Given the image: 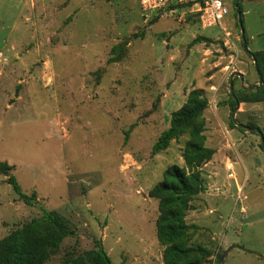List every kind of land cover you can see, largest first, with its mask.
Segmentation results:
<instances>
[{
    "label": "rangeland",
    "instance_id": "374dc122",
    "mask_svg": "<svg viewBox=\"0 0 264 264\" xmlns=\"http://www.w3.org/2000/svg\"><path fill=\"white\" fill-rule=\"evenodd\" d=\"M222 23L205 26L200 2L145 11L140 0H0V238L44 209L74 233L45 264H64L101 241L114 264H165L158 200L149 190L171 164L184 165L183 135L153 145L193 88L209 99L203 166L207 190L187 221L210 255L204 264H264V101L240 103L234 89L259 81L234 0ZM248 49L264 48V0H242ZM213 41L191 44L199 36ZM119 56L118 61H111ZM242 72L244 81L236 74ZM238 244L259 252L240 248ZM223 259V262H221Z\"/></svg>",
    "mask_w": 264,
    "mask_h": 264
},
{
    "label": "trees",
    "instance_id": "16d2710c",
    "mask_svg": "<svg viewBox=\"0 0 264 264\" xmlns=\"http://www.w3.org/2000/svg\"><path fill=\"white\" fill-rule=\"evenodd\" d=\"M239 5L243 18L242 0H239ZM212 41L207 36L199 35L191 44ZM246 41L248 46L247 38ZM246 50L251 56L252 54L255 56L263 83L260 84L258 81L253 88L242 85L234 89L237 100L232 93L230 95L233 110L242 102L264 101V48ZM118 57L115 56L111 61H118ZM208 106L209 99L203 90L193 88L188 93L186 101L172 112L169 127L162 131L153 145V152H160L167 149L172 141L180 139L183 135L188 136L182 151L184 165L177 163L169 165L164 170L162 179L149 190V195L158 200L156 228L158 239L164 246L165 264H204L210 255L205 247L193 243L192 236L198 226L187 221V213L193 208L192 202L207 190L203 166L216 153L215 148L207 144L205 133L204 113ZM232 123L235 124L233 118ZM249 126L258 127L254 122H250ZM11 169L9 163L0 161V172L8 174V181L14 190L24 201L31 203L35 194L28 195L22 191ZM74 231L72 221L64 214L57 210L44 209L40 216L32 218L0 238V264H45L59 252L62 241ZM64 264H114V262L104 244L97 240L96 246L92 249L79 254L67 253Z\"/></svg>",
    "mask_w": 264,
    "mask_h": 264
},
{
    "label": "built area",
    "instance_id": "2783aa9c",
    "mask_svg": "<svg viewBox=\"0 0 264 264\" xmlns=\"http://www.w3.org/2000/svg\"><path fill=\"white\" fill-rule=\"evenodd\" d=\"M185 0H140L141 6L145 11L159 9L169 2H183ZM200 2L201 20L203 25L212 26L222 23L229 15L230 9L224 0H193ZM199 4V3H198Z\"/></svg>",
    "mask_w": 264,
    "mask_h": 264
},
{
    "label": "water",
    "instance_id": "95a60500",
    "mask_svg": "<svg viewBox=\"0 0 264 264\" xmlns=\"http://www.w3.org/2000/svg\"><path fill=\"white\" fill-rule=\"evenodd\" d=\"M235 8L237 10V16H238L239 25H240V28H241V37H242V40H243V44H244L245 48L248 49L247 41H246L245 26H244V21H243V18H242V10H241L240 5H239V0H235ZM252 57L254 58V64H255L256 72H257V75H258V78H259V81H260L259 83L262 84L263 83V79H262V75H261L258 63H257V61L255 59V56L253 54H252ZM236 74L241 78L242 81H244V74L242 72H236ZM234 76H235V74H233L231 76V78H230V87H231V93H232L233 97L237 100V96H236L235 91H234ZM244 86L247 87V88L255 87L252 84L249 85V86H246V85H244ZM238 105H239V103H238ZM237 109L238 108L234 109L233 112H232V118H233V120L235 121L236 124H238L241 127L252 129V130H255L256 132H258L260 134H263V132H262L260 127H251L249 125H245V124L237 122V118H236ZM262 145H263V148H264V139L262 141ZM233 248H240V249H243L245 251L252 252V253L260 255L259 252L244 248V247H242V246H240L238 244H233L228 249V251L226 253H228ZM221 262H223V259H221Z\"/></svg>",
    "mask_w": 264,
    "mask_h": 264
},
{
    "label": "crops",
    "instance_id": "0c3cea01",
    "mask_svg": "<svg viewBox=\"0 0 264 264\" xmlns=\"http://www.w3.org/2000/svg\"><path fill=\"white\" fill-rule=\"evenodd\" d=\"M241 79V78H240ZM244 86V85H243Z\"/></svg>",
    "mask_w": 264,
    "mask_h": 264
}]
</instances>
